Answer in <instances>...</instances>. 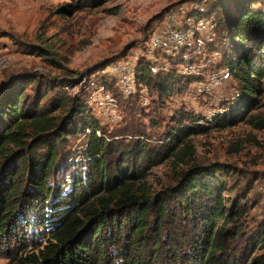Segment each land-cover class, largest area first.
<instances>
[{
  "label": "trees",
  "instance_id": "16d2710c",
  "mask_svg": "<svg viewBox=\"0 0 264 264\" xmlns=\"http://www.w3.org/2000/svg\"><path fill=\"white\" fill-rule=\"evenodd\" d=\"M262 1L240 0L235 12H230L233 18L228 14L227 30L236 45L221 32V9L208 6L207 14L220 15L218 41L213 44L223 51L217 66L230 67L239 82L240 98L235 108L218 114L213 121L200 122L198 117L188 116L192 123L171 131L166 151L162 152L165 157H180L192 134L236 124L243 120V113L256 107L264 78ZM171 58L169 68L153 74L151 60L141 55L136 68L138 83L155 86L167 95L185 90L186 84L203 78L182 74L177 67L180 57ZM74 78L41 81L46 91L39 101L27 102L21 83L13 84L0 96V246L5 235L20 234L14 228L27 222L28 228L33 227L29 229V244H35L36 250L20 257L26 264H108L113 252L109 245L117 247L120 264H155L162 252L169 264H225L222 256L230 247L228 240L244 236L240 221L248 208V197L243 190L238 198L227 199L225 191L231 189L223 177L230 176L237 188L244 181L248 184L246 178L223 163H192L180 174L176 185L153 193L141 161L148 152L145 143L136 154L120 156L123 162L119 160L114 166L109 162L114 151L112 142L105 133H99L105 131L90 112L87 99L65 91L61 96L51 95V107L40 103L54 87L72 85ZM59 109L67 111L62 116L53 113ZM88 130L87 169L74 174L69 190L54 187L50 177L65 134ZM10 145L19 148L21 159L14 158L18 151L8 153ZM220 220L223 222L218 226ZM186 221L191 228L188 233L183 224ZM229 223L234 225L229 228ZM42 225L50 227L47 242L34 243L35 232ZM21 239L19 236L18 244L24 249L26 244ZM163 241L169 244L165 246ZM245 242L251 246V259L241 264H264V251L254 255L258 246L264 245V223L258 231L247 234ZM2 253L6 254L5 249ZM10 257L17 259L18 255Z\"/></svg>",
  "mask_w": 264,
  "mask_h": 264
},
{
  "label": "rangeland",
  "instance_id": "374dc122",
  "mask_svg": "<svg viewBox=\"0 0 264 264\" xmlns=\"http://www.w3.org/2000/svg\"><path fill=\"white\" fill-rule=\"evenodd\" d=\"M181 1L185 0H0V55L9 59L0 75V96L13 84L21 83L26 89L25 100L39 101L46 91L41 81L53 77H76L72 85L54 87L40 103L49 106L51 95L61 96L65 91L87 99L90 112L105 131L99 133H105L112 142L114 151L109 162L114 166L120 156L136 154L140 145L145 143L148 152L141 161L147 169V185L153 193L176 185L180 174L192 163H223L245 177L248 184L245 181L239 183L240 188L235 186L237 182H233L230 176L223 177L231 189L225 191L227 199L238 198L243 190L248 197L245 201L248 208L240 221L244 236L228 240L230 247L222 256L225 264H241L251 259V246L245 242L247 234L258 231L264 223V78L263 91L256 97L257 105L243 113V120L192 134L190 144L184 147L180 157L177 154L165 157L162 152L166 151L171 131L192 123L188 116L198 117L200 122L213 121L218 114L230 112L237 106L240 91L235 74L231 71V76L216 86L207 82L208 69L217 66L219 55L212 61L206 59L202 81L196 80L186 84L185 90L167 95L161 94L155 86L148 87L145 99L141 84L138 83L134 94L127 95L118 86L116 76L101 70L113 61L138 62L158 17ZM200 1L207 7L216 5L221 9V32L226 33L228 42L236 45V39L227 30V25L228 14L233 18L230 12H235L240 0ZM260 5L264 7V0ZM216 16L219 18L220 15ZM98 67L100 70H97ZM99 94L104 96L101 98L103 105L94 99ZM108 94L111 97H107ZM66 111L59 109L53 113L62 116ZM89 131L65 134L50 177L54 187L69 190L74 174L87 169L85 148ZM18 149L12 145L7 148L8 153L18 151L14 155L16 160L20 155ZM175 206L173 202V209ZM222 222L220 220L218 226ZM183 224L188 233L191 229L188 221ZM233 225L229 223L228 227ZM28 227L27 222H23L14 228L20 232L17 234L22 238L20 242L26 244L24 249L18 244L19 236H4L0 246V264H26L20 257L24 258L36 250L35 244H29V229L33 227ZM38 230L42 232L38 233ZM38 230L34 243H46L50 227L42 225ZM163 236L166 239V235ZM163 244L166 246L169 241H163ZM3 249L6 254L2 253ZM112 249V260L108 264H120L117 247L109 245V251ZM263 251L264 245H260L254 255ZM6 255H18V258ZM155 264H169V259L162 252V257Z\"/></svg>",
  "mask_w": 264,
  "mask_h": 264
},
{
  "label": "built area",
  "instance_id": "2783aa9c",
  "mask_svg": "<svg viewBox=\"0 0 264 264\" xmlns=\"http://www.w3.org/2000/svg\"><path fill=\"white\" fill-rule=\"evenodd\" d=\"M207 11L206 3L200 0H185L166 9L163 16L157 19L146 41V50L142 54L151 60L150 69L153 74L169 68L173 61L171 56L175 59L180 57L177 65L182 74L197 76H203L206 59L212 61L218 59L219 55V59H222L221 50L213 45L218 41L219 18L215 12L207 14ZM8 62L6 55H0V75ZM137 64V61H113L101 70L116 76L122 91L131 95L138 90ZM206 76L207 82L216 86L231 76V69L228 65L215 66L208 69ZM202 80L203 78H200V81ZM141 87L142 95L147 99L148 87L144 84H141ZM102 97L104 96L99 94L94 99L103 105ZM107 97L111 96L108 94Z\"/></svg>",
  "mask_w": 264,
  "mask_h": 264
}]
</instances>
